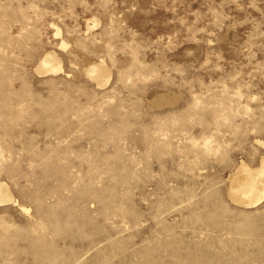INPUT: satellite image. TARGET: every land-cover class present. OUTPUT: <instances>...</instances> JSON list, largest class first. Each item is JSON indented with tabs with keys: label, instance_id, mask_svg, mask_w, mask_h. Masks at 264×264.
Returning a JSON list of instances; mask_svg holds the SVG:
<instances>
[{
	"label": "rangeland",
	"instance_id": "rangeland-1",
	"mask_svg": "<svg viewBox=\"0 0 264 264\" xmlns=\"http://www.w3.org/2000/svg\"><path fill=\"white\" fill-rule=\"evenodd\" d=\"M262 158L264 0H0V264H264Z\"/></svg>",
	"mask_w": 264,
	"mask_h": 264
},
{
	"label": "bare ground",
	"instance_id": "bare-ground-1",
	"mask_svg": "<svg viewBox=\"0 0 264 264\" xmlns=\"http://www.w3.org/2000/svg\"><path fill=\"white\" fill-rule=\"evenodd\" d=\"M50 53L45 54V57L43 56L44 58L42 60L40 59L41 63L39 61L40 65L39 64L38 65L40 67L38 66L39 67L37 71L38 74H50V73L52 74V73H57L58 71L61 70L59 64L60 60L58 61L55 55L53 53L52 54ZM101 62L100 64L97 65H93V64H92L93 66L90 65L91 67L89 69L87 68L88 70L85 69L86 70L85 73L89 76V78L91 77L96 80L98 77L100 79L101 77L99 76H102L103 74L105 75V73H107L106 69L109 71L110 68L109 69L107 67L105 68L104 66L105 64H102ZM107 75L109 76V74ZM108 76L106 79H108ZM100 81L97 80V82L99 83ZM103 82H104V78L101 84ZM99 83L98 86H100ZM241 164H240L241 166L237 168L238 170L236 171V173L233 174L234 177L231 181V189H229L230 190L229 198H231L235 203L237 202L240 203V205L251 207L260 203V201L264 197V158H262L260 166H258L259 168L255 170H248L246 164L243 165L242 162ZM229 179H231V177ZM4 184L5 183L2 182L0 183V206L13 201L9 189L5 186L7 184L5 185Z\"/></svg>",
	"mask_w": 264,
	"mask_h": 264
}]
</instances>
